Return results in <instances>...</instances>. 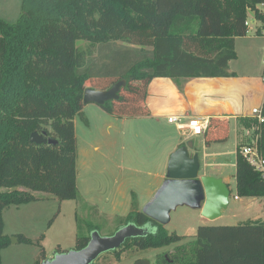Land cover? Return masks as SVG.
<instances>
[{
    "label": "trees",
    "instance_id": "1",
    "mask_svg": "<svg viewBox=\"0 0 264 264\" xmlns=\"http://www.w3.org/2000/svg\"><path fill=\"white\" fill-rule=\"evenodd\" d=\"M262 3L22 0V13L15 23L0 18V264L2 250L11 244L4 233L5 209L36 201L35 193L58 200L77 196L74 120L85 108L87 89L107 91L126 80L118 100L101 108L119 117H148L145 99L155 78L172 79L180 88L195 78L232 77L229 65L238 58L236 40L247 36L249 11L264 28V16L258 11ZM117 43L122 46L116 47ZM96 46L100 66L91 57ZM262 110L264 115V103ZM240 122L243 129L259 136L264 156V124L255 117ZM229 127L226 121L210 118L205 144L210 145L215 133L216 142L226 141ZM34 132L46 133L58 144L31 143ZM248 140L243 136L237 146V194L264 198L261 174L241 154ZM125 222L151 229L147 237L128 240L108 253L118 259L123 252L157 250L187 238L169 233L140 210ZM93 231L96 228H90ZM17 238L28 241L22 235ZM89 239L79 237L75 250L84 249ZM190 247L194 256L182 264H264V224L201 226Z\"/></svg>",
    "mask_w": 264,
    "mask_h": 264
},
{
    "label": "rangeland",
    "instance_id": "2",
    "mask_svg": "<svg viewBox=\"0 0 264 264\" xmlns=\"http://www.w3.org/2000/svg\"><path fill=\"white\" fill-rule=\"evenodd\" d=\"M22 13V0H0V18L15 23ZM247 19L250 31L246 37L236 40L238 58L230 68L238 74L264 75V30L252 12ZM79 45L87 47L86 43ZM121 47V43L115 44ZM92 59L99 63V49L92 48ZM258 107L257 109H260ZM253 117L243 114L230 121L227 140L213 141L208 147L205 138L194 137L190 142L200 154L202 174L221 178L230 191V203L221 217L215 220L204 218L200 210L180 207L171 214L166 226L169 233L187 238L180 243L161 249L123 252L119 259L114 254H104L93 264H168L185 263L194 256V237L201 226H238L264 224V198H244L236 189L237 146L247 135V144L255 141L252 130H245L240 119ZM77 140V196L75 199L58 200L55 196L35 193L38 199L19 207H10L3 212L4 233L10 240L24 236L27 242L11 243L1 253L2 264H37L43 259H53L57 254L76 249L79 237L89 236L90 228L103 237L114 235L126 226V218L151 201L165 181L169 158L184 141L181 132L167 118L158 122L148 117H119L105 112L101 107L88 104L76 116ZM216 137V138H215ZM215 139V140H214ZM174 150V151H172ZM190 149V152H193ZM210 154L209 162L220 165L204 166L203 157ZM238 197V199H236ZM184 249V251H183ZM113 253V252H111ZM166 259L165 263L164 260Z\"/></svg>",
    "mask_w": 264,
    "mask_h": 264
},
{
    "label": "water",
    "instance_id": "3",
    "mask_svg": "<svg viewBox=\"0 0 264 264\" xmlns=\"http://www.w3.org/2000/svg\"><path fill=\"white\" fill-rule=\"evenodd\" d=\"M126 85L127 81L121 80L107 91L87 89L83 103L102 107L107 102L118 100L121 89ZM30 141L37 145L58 144L46 133L37 132L32 133ZM190 149H194L192 142L171 154L165 181L142 209V213L165 227L171 222V214L180 207L200 210L202 216L211 221L221 217L229 207L230 191L227 184L221 178L201 177L200 154H191ZM150 229L149 226L140 227L130 223L112 236L103 237L93 231L84 249L57 254L42 264H93L100 256L120 249L128 240L147 237ZM18 242V238L11 240V243ZM136 264L150 263L139 261Z\"/></svg>",
    "mask_w": 264,
    "mask_h": 264
},
{
    "label": "crops",
    "instance_id": "4",
    "mask_svg": "<svg viewBox=\"0 0 264 264\" xmlns=\"http://www.w3.org/2000/svg\"><path fill=\"white\" fill-rule=\"evenodd\" d=\"M262 30L264 29L259 28L260 36ZM230 65L229 71L234 74L232 77L195 78L183 82L180 88L172 79L155 78L149 85L145 99V105L151 113L148 118L158 122L161 118L170 117L199 118L208 121L216 117L230 125L232 119L239 120L243 114H250V110L253 112L258 107L262 108L264 75L261 77L256 73L238 74L231 70ZM181 137L185 138L186 142L194 138L182 134ZM202 137L205 138L204 136L199 138ZM183 144L184 142L176 143L173 149H178ZM193 150L191 154L197 153L195 146ZM203 157L206 160L204 166L220 165L217 160L208 163L210 154H205ZM202 176L206 174L203 173Z\"/></svg>",
    "mask_w": 264,
    "mask_h": 264
},
{
    "label": "built area",
    "instance_id": "5",
    "mask_svg": "<svg viewBox=\"0 0 264 264\" xmlns=\"http://www.w3.org/2000/svg\"><path fill=\"white\" fill-rule=\"evenodd\" d=\"M258 11L264 16V3L258 6ZM252 12V11H250ZM253 13V12H252ZM254 14V13H253ZM258 21V20H257ZM246 26L248 28V32L250 31V23L247 19ZM264 29V28H263ZM259 28H256L255 34L258 35ZM263 35V33L261 34ZM264 81V77H263ZM253 117L257 118L259 124H264V115L262 108L254 109ZM168 122L170 124H174L176 128L181 131L183 136L186 137H201L204 136L209 121L206 119H199V118H182V117H170L168 118ZM255 141L252 144L246 145L242 148L241 154L245 157L248 163L258 171L262 179L264 181V156L261 155L259 147H258V140L259 136L256 135ZM238 199V197H236Z\"/></svg>",
    "mask_w": 264,
    "mask_h": 264
}]
</instances>
